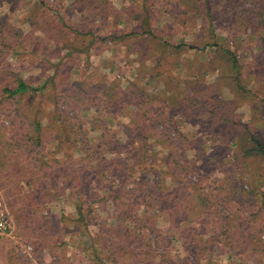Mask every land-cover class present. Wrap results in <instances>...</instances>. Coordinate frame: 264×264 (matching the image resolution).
Listing matches in <instances>:
<instances>
[{"label": "rangeland", "instance_id": "1", "mask_svg": "<svg viewBox=\"0 0 264 264\" xmlns=\"http://www.w3.org/2000/svg\"><path fill=\"white\" fill-rule=\"evenodd\" d=\"M223 1L214 0L215 7L213 6L212 10L214 19H209L193 9L194 5L201 4L196 0H110L114 9L106 18L96 17L88 12L82 14L78 9L69 8L71 0H64L61 4L64 5L65 10L62 9L60 12L62 21L68 22L73 29L91 31L93 34L74 33L71 37L66 36L63 41L56 42L44 38L40 32L31 27L28 18L32 14L33 7H36L35 1L0 0V23L5 24L1 33L17 34L14 40L15 50L7 52L5 56L0 53V88L2 81L13 83L17 76L24 77L32 87H41V90L24 95L20 104L32 111V117H39L42 121L45 134L44 151L47 153L46 160L50 163L45 166V170L52 175L59 172L75 173L84 165V155L81 151L73 148V145H67L65 141L62 144L57 142L55 136L59 135L58 126L48 128L49 124L56 123L52 117V110L58 111V115H61L62 119L66 117L67 120L68 117L77 119V112L82 110L80 114L85 117L87 129L91 130V126L95 128L92 132H88L90 139L99 137L104 129L114 128L120 129L118 138L122 142L126 141L127 128L133 126L129 118L119 117L120 119L112 121L107 117L106 122L99 121L93 124L90 123L92 122L90 119H93L95 107L88 109V106L79 103L80 101L73 106L74 100L64 99L67 93H70L69 85L73 80L88 79L87 81L92 83L91 81L97 82L104 78L106 83H119L116 91H122L123 95L128 97L125 102L128 109L136 108L132 98L135 93H139L145 97L147 106L160 114L158 117L164 119L163 122H156L157 131L148 138V142L155 145V151H160L159 160L168 148L164 145L166 150H163L156 141H159L158 139L173 141L181 144L177 150L179 162H185L186 164L183 165L187 166L190 163L189 159H193L191 164L199 173L208 176L207 182L213 188L217 186L228 189L233 184L235 188L252 187L254 190L250 191V198H256V202H252L251 205L244 202L247 209L255 213L249 214V217H252L251 221L255 218L253 223L260 226L263 231L264 161L253 160L255 164L252 165L239 163L227 175L218 171L216 166L202 164L204 157L211 151H208L209 146L220 142L218 137L225 134L230 127L229 123L238 122L239 126L236 128L239 130L244 122L251 125L254 123L252 127L257 128L254 131L259 133L264 141V122H259L258 117V109H261L259 107L264 106V33L251 27L256 23L255 16L244 21L239 18L241 14L235 12L231 14L228 11L230 8L226 7L228 4L238 3L239 7L246 4L250 11H254V8L249 6L248 0H235L234 3L233 0ZM47 13L52 21L49 26L52 27L59 17L54 11ZM212 21L214 24L211 23ZM246 24V27L250 26L248 30L243 27ZM232 27H235L234 30L244 29V32L238 34ZM111 33L119 38L114 41V38L110 37L105 42L104 38ZM2 34L0 49H2ZM50 36H54L53 32ZM93 37H96L95 40H99V43L86 49V44L90 43ZM181 44L194 45L196 48L178 46ZM227 51H233L243 64L239 68L243 75L239 80L240 84L233 80V74L236 72L231 68L232 58ZM88 75H91L90 78L87 77ZM242 87H245V91ZM74 91H77L76 87ZM236 95L244 101L231 112V120H225L223 116L212 118L208 109L204 110L200 107L203 101L212 106L215 102L214 97H220L221 104L228 100L235 101ZM208 96L212 98L208 99ZM4 98L0 92V149L2 148V109L11 102ZM53 99L59 104L55 106ZM38 111L40 113L37 115ZM4 124L10 131L11 119L6 118ZM216 126L222 128V134L215 135L210 132L212 129L214 132ZM3 129L6 130L5 127ZM59 136L60 139L64 137V135ZM82 139L85 140V137ZM57 148L59 149L54 153ZM221 149L227 152L224 146ZM235 153H238L237 147H230L227 155L230 161L237 160ZM108 156L118 155L111 153ZM119 156L123 159L126 153ZM196 156L199 159H195ZM53 157L57 161H53ZM0 166L2 167L1 154ZM138 166H136L137 171H139ZM16 169L20 171V166ZM25 172L26 170L22 169L20 173L23 176ZM62 176L61 174L59 178L61 185L63 184L59 189L61 194L55 200L51 196H46L45 202L40 203L36 200L40 194L39 183L26 185L23 180L20 183L9 184L4 179L5 185L2 186L1 169L0 198L11 213L13 231L0 238V264H7L8 251L11 255L14 254L13 258L20 259L22 264H54V255L65 258L64 262L68 264H88L90 254L86 252L85 245L89 241V235L82 231L83 228L73 229L69 222V224L64 223L60 215L77 217L78 202L73 193L76 195L78 191L85 190L90 196L95 189L88 190L87 179L83 180V186L72 189L69 187L70 181ZM116 177L112 175L106 181H114ZM165 180L171 183L170 175H166ZM131 186L128 185L129 188ZM100 193L102 195V191ZM98 201H93L92 206L96 208ZM108 205L110 208V202ZM98 213L101 221L107 223L113 221L108 219V215L102 209H98ZM33 215L56 240L54 252H51L47 242L42 243V239L36 237L37 230H27L26 227L32 221ZM168 225L165 219H161L159 224L163 227L161 243L170 247V255L180 256L181 259L187 257L190 264H264V242L260 247L263 252L243 250L245 256L238 255L235 259L229 257L225 244L201 242V252L206 255L199 259L194 245L186 250L179 234L176 233L175 238H172ZM90 229L94 231L97 227L91 225ZM211 235L212 233H207L204 239ZM26 245L31 247L29 252L24 251ZM163 250L164 246L161 245L158 251L162 253ZM160 260L156 259V261ZM174 262L177 264L174 257H169L167 263ZM121 264H136V262L122 258Z\"/></svg>", "mask_w": 264, "mask_h": 264}, {"label": "trees", "instance_id": "2", "mask_svg": "<svg viewBox=\"0 0 264 264\" xmlns=\"http://www.w3.org/2000/svg\"><path fill=\"white\" fill-rule=\"evenodd\" d=\"M33 1H35L36 7L31 10L32 14L28 20L33 30L40 32L44 38L59 42L63 41L66 36L71 37L74 33L77 35L93 34L91 31L73 29L68 22L62 21L60 12L62 9L65 10L64 5H62L64 0ZM196 1L201 4L195 3L193 9L198 14L214 19V14H212L213 6L215 7L214 0ZM234 1L232 2L234 3ZM248 4L254 8L253 12L245 6L246 4L241 5V7L238 3L225 6L230 8L228 11L231 14L234 12L241 14L239 18L244 21L255 16L257 18L256 23L251 27L264 33V0H248ZM69 8L78 9L82 14L88 12L100 18L108 17L114 9L110 0H71ZM48 11H54L59 17V20H55L52 27L49 26L52 21ZM211 23L214 24L213 21ZM4 25V23H0V36L3 33ZM246 26L247 24L243 27L248 30L250 26ZM232 28L235 29V27ZM234 31L241 34L244 29ZM51 32L54 36H50ZM16 36L15 33L2 34V49H0L2 56L15 50L14 40ZM110 37H113L114 41L119 38L111 33L104 38V41L106 42ZM95 39L96 37H93L91 42L86 44V49L99 43V40ZM98 39L102 40L101 37ZM214 45L217 44L214 43ZM178 46L196 48L194 45L187 44ZM85 51L88 52V50ZM229 53L232 58L231 68L236 72L233 74V80L240 84L239 80L243 75L239 68L243 64L240 63L239 57L233 51ZM90 76L87 77L90 78ZM87 80H73L69 85L70 93H67L64 99L74 100L73 106H76L74 103L80 101L79 103L87 105L88 109L95 107L93 119H90L92 121L90 123L93 124L99 121L106 122L107 117L112 121L119 117L126 116L127 119L129 118L133 126L127 128L126 141L122 142L118 138L120 129L114 128L104 129L99 137L90 139L88 132H92V129L95 128L91 126V130L87 129L86 122H84L85 117L80 114L82 110L77 112V119L68 117V120L66 117L62 119L61 115H58V111L52 110V117L57 124L51 123L48 128L58 126L59 135H64L63 139H60L59 135L55 136L57 142L62 144L65 141L67 145H73V148L78 149L84 155V165L81 169L76 170L75 173H54V176L45 170V166L47 167L50 163L46 160L47 153L44 151L45 134L44 129H42V121L39 117H32V111L25 109L20 104L24 95L28 92L33 93L41 90V87H32L22 76H17L13 83L2 81L1 95L12 102L2 109V148L0 149L2 186L5 185L4 179L9 184L20 183L23 180L26 185L37 182L40 186L38 189L40 194L36 200L42 203L45 202L46 196H51L55 200L61 194L59 190L63 185L59 179L61 174L68 182L70 181L69 187L72 189L83 186V180L87 179L88 190L94 188V193L90 196L85 193V190L78 191L76 195L73 193L78 202L77 217L61 214L60 218L65 221L64 223H70L73 229L82 230L83 228L82 231L89 235V241L85 245L86 252L90 254L88 264H121L122 258L132 260L136 264H176L175 262L167 263L171 256L176 259L177 264H190L187 257L181 259L180 256L170 255V247L161 243L163 240V227L159 226L161 219H165L169 223L168 230L173 239L176 233L179 234L186 250L194 245V250L199 259L206 255V253L201 252V242L225 244L231 259H235L238 255L245 256L244 251L248 249L250 252H263L260 247L264 242V230L262 231L260 226L253 223L255 218L251 221L252 217H249V214L255 213L247 209L244 202L246 201L250 205L252 202H256V198H250V191L253 192L254 190L252 187L248 189L244 187L235 188L233 184L228 189L217 188V186L213 188L207 182L208 176L199 173L191 164L193 159H189L190 163L187 166L183 165L185 162H179L177 150L181 144H176L173 141L163 139L156 141V144L161 146L163 150H166L164 145L168 148V151L164 152L159 160L158 153L160 151H155V145L149 143L148 138L157 131L156 122H163L164 119L158 117L160 114L147 106L145 97L135 93L132 102L136 103V108L130 110L125 103L128 97L123 95L122 91H116V87L119 86L118 82L106 83L104 78L98 79L97 82L91 81L92 83ZM74 87H76V92ZM242 90L245 91V87H242ZM211 98L208 96V99ZM214 98L215 102L212 106L203 101L204 103H200V107L204 110L208 109L209 114L213 116L212 118L223 116L225 120H231V112L244 101L239 95H236L235 101L228 100L222 104L220 97ZM53 101L55 106L59 104L56 99ZM259 108H261L258 109L259 122L263 123L264 106ZM39 113L40 111L37 112V115ZM5 117L12 121L10 131L4 124ZM229 124L230 127L224 135H219L222 134V128L219 126L215 127L214 132L213 129L210 131L219 135L220 142H218L219 145L212 143L208 150L211 151L202 160L203 165L216 166L218 171L220 170L226 175L239 163L244 162L252 165L253 160L256 162L264 161V141L261 135L254 131L257 129L252 127L254 123L251 125L244 122L240 130L236 128L239 126L238 122ZM232 125L236 126L233 127ZM3 126L6 130L3 129ZM82 137H85V140ZM222 146L227 152L221 149ZM233 146L238 149V153H235L237 160L234 162L230 161V157H227L228 150ZM111 153L118 156L109 157L108 154ZM122 153H126L123 159L119 156ZM195 159H199V157L196 156ZM53 161H57V159L53 157ZM140 164L142 165L138 166ZM18 166H20V171L16 169ZM136 166H138L139 171H137ZM22 169L26 170L23 176L20 173ZM112 175L117 176L116 179L106 181ZM166 175H170L171 183L165 180ZM42 182L44 183L42 184ZM129 184L132 185L131 188L128 187ZM78 196L80 197L78 198ZM95 200H99L100 203L96 208L92 206V202ZM109 202L110 208H108ZM97 208L102 209L108 215V219L113 221L109 223L101 221ZM91 225L96 226L97 230L92 231ZM26 228L27 230H37L38 236L36 237L41 238L42 243L47 242L51 252H54L56 240L48 234V230L44 229L35 215ZM207 233H212V235L204 239ZM39 243L41 242L39 241ZM161 245L164 246L162 253L158 251ZM7 253V264H22L20 259L13 258V253V256L9 251ZM54 258V264H68L64 262L65 258L55 255ZM156 259L161 260L156 261Z\"/></svg>", "mask_w": 264, "mask_h": 264}, {"label": "built area", "instance_id": "3", "mask_svg": "<svg viewBox=\"0 0 264 264\" xmlns=\"http://www.w3.org/2000/svg\"><path fill=\"white\" fill-rule=\"evenodd\" d=\"M13 220L9 208L0 198V238L11 234ZM30 246H25L24 251L29 252Z\"/></svg>", "mask_w": 264, "mask_h": 264}]
</instances>
